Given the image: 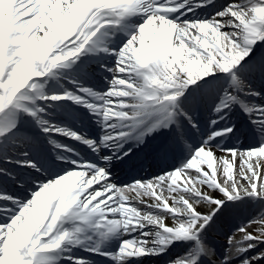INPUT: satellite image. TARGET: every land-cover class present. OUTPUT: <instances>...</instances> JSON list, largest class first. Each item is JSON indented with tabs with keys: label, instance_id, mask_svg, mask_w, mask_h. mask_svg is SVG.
Returning <instances> with one entry per match:
<instances>
[{
	"label": "snow or ice",
	"instance_id": "6c2138e0",
	"mask_svg": "<svg viewBox=\"0 0 264 264\" xmlns=\"http://www.w3.org/2000/svg\"><path fill=\"white\" fill-rule=\"evenodd\" d=\"M0 264H264V0H0Z\"/></svg>",
	"mask_w": 264,
	"mask_h": 264
},
{
	"label": "bare ground",
	"instance_id": "6f19581e",
	"mask_svg": "<svg viewBox=\"0 0 264 264\" xmlns=\"http://www.w3.org/2000/svg\"><path fill=\"white\" fill-rule=\"evenodd\" d=\"M242 146H243V144L240 145V147H242ZM247 215H248V212L245 211L241 214H238L234 218H230V217L223 218L220 221V223H222V227H223L222 230H220V233L225 235L226 233H228L229 229L235 231L236 227H238L241 223L245 222Z\"/></svg>",
	"mask_w": 264,
	"mask_h": 264
}]
</instances>
